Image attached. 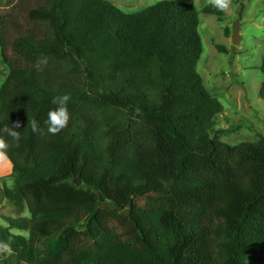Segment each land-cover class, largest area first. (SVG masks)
<instances>
[{
  "label": "trees",
  "instance_id": "1",
  "mask_svg": "<svg viewBox=\"0 0 264 264\" xmlns=\"http://www.w3.org/2000/svg\"><path fill=\"white\" fill-rule=\"evenodd\" d=\"M201 13L225 15L169 0L136 13L105 0L0 9V128L21 126L19 143L2 134L14 180L2 199L27 212L3 219L0 264H68L71 228L86 234L73 264H264V139H213L224 108L198 73ZM64 94L70 120L52 135Z\"/></svg>",
  "mask_w": 264,
  "mask_h": 264
},
{
  "label": "rangeland",
  "instance_id": "2",
  "mask_svg": "<svg viewBox=\"0 0 264 264\" xmlns=\"http://www.w3.org/2000/svg\"><path fill=\"white\" fill-rule=\"evenodd\" d=\"M125 13H136L163 0H105ZM176 3H191L199 11L210 6V0H169ZM17 0H0V9L6 10ZM219 20L213 15H200V35L203 54L198 64L207 90L223 105V112L217 117L212 132L213 139L236 146L241 143H255L264 139V99L261 91L264 85V0H231L229 9ZM238 23L241 41L233 44L234 27ZM218 46L224 51L218 50ZM9 74L0 53V86ZM12 166L6 159L0 163V225L7 226L6 217H26L15 206L2 199L5 186L13 189ZM16 235L27 236L20 231ZM70 250L63 262L73 264L79 260L72 248L86 237L82 228H71L65 232ZM9 252L0 249V259ZM67 264V263H66ZM247 264H257L249 261Z\"/></svg>",
  "mask_w": 264,
  "mask_h": 264
},
{
  "label": "clouds",
  "instance_id": "3",
  "mask_svg": "<svg viewBox=\"0 0 264 264\" xmlns=\"http://www.w3.org/2000/svg\"><path fill=\"white\" fill-rule=\"evenodd\" d=\"M211 5L220 12H226L231 0H210ZM47 64V59L43 58L37 61L36 68L41 70L43 65ZM71 97L68 94L55 96L52 98L51 103L56 107L51 109L47 113V131L49 134L56 135L67 127L70 120V113L68 111V103ZM21 126L19 123L11 124L10 127L0 128V163L6 159L7 150L10 145L2 134H6L15 143H19L21 140L20 131H17ZM32 132H37L38 123L34 120L31 124ZM0 249L10 251V246L7 243H0Z\"/></svg>",
  "mask_w": 264,
  "mask_h": 264
},
{
  "label": "water",
  "instance_id": "4",
  "mask_svg": "<svg viewBox=\"0 0 264 264\" xmlns=\"http://www.w3.org/2000/svg\"><path fill=\"white\" fill-rule=\"evenodd\" d=\"M240 41H241V38H240V36H239V25H238V23H237V24L235 25V27H234V33H233V44H234V45H238V44L240 43ZM75 182H76L77 185H80V184H81V180H80V179H76ZM101 202H104V199H103L102 197H101ZM107 208H108V210H110V211H112V210L114 209V207H113L111 204H107ZM117 210H118V211H122L121 208H117ZM131 213H132L131 210H127V211L124 212V214H125L126 216H130Z\"/></svg>",
  "mask_w": 264,
  "mask_h": 264
}]
</instances>
